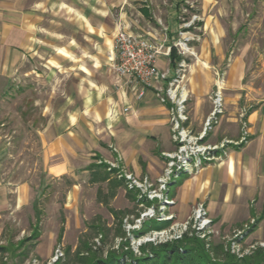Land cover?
Listing matches in <instances>:
<instances>
[{"label":"crops","instance_id":"0c3cea01","mask_svg":"<svg viewBox=\"0 0 264 264\" xmlns=\"http://www.w3.org/2000/svg\"><path fill=\"white\" fill-rule=\"evenodd\" d=\"M186 1L0 0V101L16 88L19 93L38 88L39 71L46 75L40 77L50 89L44 101L46 122L40 129L42 163L51 179L66 177L72 184V199L80 197L85 183L98 201L114 203L128 197L136 202L119 175L130 172L156 180L163 174V153L175 148L171 102H162L159 95L166 82L158 76L144 87L134 78L120 76L113 68L114 38L121 23L155 45L173 46L182 18L192 9ZM206 49L202 43L200 55L206 58L195 63L183 81L189 116L185 126L195 135L203 131L214 106V65L208 62ZM182 60L187 63L179 49L177 55L159 54L157 70L172 75ZM242 72L241 64L230 65L224 113L203 139L210 144L228 141L225 148L198 172L178 176L169 195L178 216L203 204L220 227L232 232L245 229L255 247L264 242V96L244 93ZM243 114L248 134L241 142ZM4 137L0 133V160L8 144ZM2 161L0 260L10 248L15 257H23L26 244L35 248L40 236L35 194L26 182L6 180ZM29 205L36 221L24 235L17 219Z\"/></svg>","mask_w":264,"mask_h":264},{"label":"rangeland","instance_id":"374dc122","mask_svg":"<svg viewBox=\"0 0 264 264\" xmlns=\"http://www.w3.org/2000/svg\"><path fill=\"white\" fill-rule=\"evenodd\" d=\"M186 3L192 9L188 10L187 18H182L175 40L177 43L184 38L189 39V51L184 54L187 58L185 74H189L195 63L204 62L206 56L202 57L199 50L203 43L207 47V60L214 65L212 91L219 80L224 92L230 65L239 63L243 68L244 93L251 91L257 93L258 98L263 97L264 0H187ZM194 15L197 18L189 25L190 30L179 32L187 27L184 24L191 21ZM39 72L38 88L28 87L24 93H19L16 88L0 101V133L6 135L4 140L8 143L0 161L3 159L6 180L26 182L35 194L40 236L35 248L26 244L23 257H15L10 248L12 252H7L6 259L1 258L4 262L0 264H93L95 260L106 259L114 252L138 257L144 255L141 249L144 244L155 246L181 240L186 235L202 240L210 257L217 261H224L226 252L241 258L260 246H252L255 241L247 240L249 234L245 229L232 232V229L227 231L224 226L220 227L206 208L205 217L210 222L200 229V222L195 219L198 205L185 217L178 216L173 208L175 199L169 195L176 185L168 186L167 195L174 202L165 207L162 200H147L139 194L140 191L128 189L125 183L129 192L135 193L136 202L128 197L114 203L112 200L98 201L85 183L81 185L80 197L72 199L69 196L72 184L66 181V177L51 179L44 171L40 129L46 122L44 101L49 97L50 89L40 78L46 75ZM186 80L185 75L183 81ZM37 95L38 104H35ZM57 104L61 106V100ZM180 176L183 179L186 175ZM152 187L159 189V183L152 180ZM110 203H113V208H110ZM150 207H154L155 215L142 216ZM35 218L30 205L18 217L19 227L25 228L24 235L30 233ZM94 224H100L101 228H95ZM62 229L59 242L57 236ZM60 251L62 255L55 259Z\"/></svg>","mask_w":264,"mask_h":264},{"label":"built area","instance_id":"2783aa9c","mask_svg":"<svg viewBox=\"0 0 264 264\" xmlns=\"http://www.w3.org/2000/svg\"><path fill=\"white\" fill-rule=\"evenodd\" d=\"M196 18L197 16L194 15L191 21L184 24L187 26L184 28H189V25ZM182 31L186 30L184 29L180 32L183 33ZM188 40V38H184L183 41L175 42L173 46L179 49L180 53L185 54L186 51H189ZM173 46L155 45L145 38L131 34L121 23H118L114 38V50L116 54L113 59V68L120 76L134 78L144 87L151 85L152 81L158 76L166 82V86L160 89L159 95L162 102H171L170 122L175 141V148L163 153L166 159V166L163 174L156 179V182L159 183V189L152 187V180L148 177L140 178L130 172L122 173L119 176L124 179L128 189L140 191L139 194L150 201L155 199L162 200L164 207L174 202L167 195L168 186L182 174L198 172L209 161L217 158L220 150L224 149L228 142L210 144L203 141L208 131L213 127V124L218 122L220 115L224 113V95L219 80L215 83L216 88L212 96L213 110L204 123L203 131L195 135L185 126V123L189 119L186 107L188 95L186 87L183 84L187 63L185 60H182L172 75L168 72L159 73L156 65L158 55H169ZM143 93L144 91H141L138 96L141 97ZM241 123L242 137L240 141L242 142L247 139L248 134L244 114L242 115ZM159 190L163 191V193ZM205 214L204 205L199 204L195 210V219L200 222V229L210 222L205 217ZM154 215L155 209L154 207H150L143 212L142 216ZM128 226L132 225L128 224ZM262 244L264 246V243ZM60 255H62V252H57L55 259Z\"/></svg>","mask_w":264,"mask_h":264},{"label":"trees","instance_id":"16d2710c","mask_svg":"<svg viewBox=\"0 0 264 264\" xmlns=\"http://www.w3.org/2000/svg\"><path fill=\"white\" fill-rule=\"evenodd\" d=\"M177 55L176 47H172L170 55ZM63 229L58 235L60 242ZM39 235V234H38ZM144 255L135 257L123 252L110 254L106 259L99 258L93 264H264V247L257 246L252 253L237 258L230 252H226L224 261H217L210 257L202 240L187 235L177 241L165 242L158 245L151 243L142 247Z\"/></svg>","mask_w":264,"mask_h":264},{"label":"bare ground","instance_id":"6f19581e","mask_svg":"<svg viewBox=\"0 0 264 264\" xmlns=\"http://www.w3.org/2000/svg\"><path fill=\"white\" fill-rule=\"evenodd\" d=\"M184 46V45H183Z\"/></svg>","mask_w":264,"mask_h":264}]
</instances>
